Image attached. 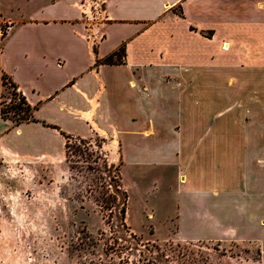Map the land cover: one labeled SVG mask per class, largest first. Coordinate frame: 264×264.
I'll return each instance as SVG.
<instances>
[{"label":"crops","instance_id":"obj_1","mask_svg":"<svg viewBox=\"0 0 264 264\" xmlns=\"http://www.w3.org/2000/svg\"><path fill=\"white\" fill-rule=\"evenodd\" d=\"M23 1L0 10V159L60 167L65 135L121 141L125 166L178 168L176 236L264 247V133L239 113L240 88L264 78V0H107L96 47L80 0ZM122 46L123 64L97 63ZM3 77L35 122L2 117Z\"/></svg>","mask_w":264,"mask_h":264},{"label":"rangeland","instance_id":"obj_2","mask_svg":"<svg viewBox=\"0 0 264 264\" xmlns=\"http://www.w3.org/2000/svg\"><path fill=\"white\" fill-rule=\"evenodd\" d=\"M49 1L54 0L46 3ZM103 1L79 3L96 12L97 4ZM16 3L26 7L23 0H3L0 10ZM174 12L181 14L179 9ZM9 15L16 18L18 14ZM94 15L87 26L92 29L88 37L92 34L99 45L106 22ZM2 30L6 32L7 27ZM118 60L123 58L119 55ZM165 80L183 89L181 78ZM241 80L247 79L231 81V88L239 89ZM239 101L243 104L241 116L253 131L264 133V78H250L249 84L240 88ZM15 103H19L16 92L6 81L2 106L8 108L9 117L21 119L10 109ZM86 142L83 145L73 140L77 152L70 154L68 162L65 156L60 167L13 165L0 159V264H142L139 261L144 255L160 250L172 264H264V247L249 233L240 234L235 242L190 241L176 236L177 225L169 215L175 209L177 167L160 162L141 166L136 156L125 166L121 141L96 136ZM110 174L127 196L121 197L127 210L126 228L118 220L119 210L104 209L109 199V194L104 195V180L109 181ZM111 215L112 223L107 224ZM263 224L260 229H264ZM256 237L264 240V233ZM94 240L98 247L91 249Z\"/></svg>","mask_w":264,"mask_h":264},{"label":"trees","instance_id":"obj_3","mask_svg":"<svg viewBox=\"0 0 264 264\" xmlns=\"http://www.w3.org/2000/svg\"><path fill=\"white\" fill-rule=\"evenodd\" d=\"M120 55V58L124 59L125 56V47L122 46L117 52H115L114 54H112L111 56H109L108 58H106L103 61H98V64H103V65H121L123 64V61H119L118 57ZM3 84L4 86L6 85V77H3ZM13 85V84H12ZM14 87H16L15 85H13ZM13 109L15 111V113L19 116H21V119H14L12 117H9L7 115L8 108L3 107L2 106V117L4 119L10 120L11 122H13L14 126L17 127L23 123H28V122H35V120L33 119V112L36 108L31 107V105H29L25 99V97H21V102L19 104L14 105V107L10 108ZM57 128V127H54ZM66 145H65V156H66V162L69 161L70 158V154H75L74 151L75 148V143L73 145L72 141L73 140H77L79 141V143L81 144H85L88 143L84 140H80V139H74L72 137L66 136ZM79 151V150H78ZM108 180H103L107 182L106 187L104 188V195L109 194V199L105 201L106 205L105 206V210H111V208L115 209V210H119V222H121V225L126 228L125 225V220H126V215H127V210H126V204L125 203H121V197H125V199L127 198V196L125 195L126 193H124L121 189V185L119 182H116V179H111V174L108 175L107 177ZM113 214V213H112ZM106 217V216H105ZM112 223V215L111 218H109L107 220V224ZM112 229V228H111ZM119 240L118 238L116 239V241ZM96 240H94L91 243V249L93 248H97L98 244L95 242ZM122 241V239H121ZM192 246V245H190ZM113 249V248H112ZM143 262H147V263H143ZM139 263L142 264H172L171 261L169 260V256L166 254L165 251H161L160 253L159 251L157 253H155L154 255L152 253H150L149 256L144 255L143 261H139ZM105 264H108L105 263Z\"/></svg>","mask_w":264,"mask_h":264},{"label":"built area","instance_id":"obj_4","mask_svg":"<svg viewBox=\"0 0 264 264\" xmlns=\"http://www.w3.org/2000/svg\"><path fill=\"white\" fill-rule=\"evenodd\" d=\"M107 3V0H104L103 2H99V4H97V8H96V12H92V9H91V6L89 7H86L85 5L84 6H80V8L82 9V14H83V20H84V24H85V31H86V36L88 37V33H90L92 31V29L90 27H87V26H90L92 24V21L95 17L94 14H97L98 17H103V21H105L107 23L108 21V17H107V10H104L103 7L104 5ZM86 20H88L89 22H86ZM103 21L101 24H103ZM91 38V40H90ZM90 38L88 37V39L93 43V45L97 46V43L95 44L94 41H93V37H92V34L90 36ZM104 39V37L102 38V40ZM101 40V41H102ZM100 41V42H101ZM8 84L9 86L13 87V90L16 92V97L19 101V103L21 102V97L23 96L19 89L17 87H14L12 85L11 82L8 81ZM24 97V96H23ZM18 103V104H19ZM17 103H15L16 105Z\"/></svg>","mask_w":264,"mask_h":264}]
</instances>
